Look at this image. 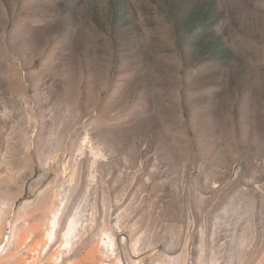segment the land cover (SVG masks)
I'll return each instance as SVG.
<instances>
[{"label": "rangeland", "instance_id": "obj_1", "mask_svg": "<svg viewBox=\"0 0 264 264\" xmlns=\"http://www.w3.org/2000/svg\"><path fill=\"white\" fill-rule=\"evenodd\" d=\"M12 230L0 264H264V0H0Z\"/></svg>", "mask_w": 264, "mask_h": 264}, {"label": "bare ground", "instance_id": "obj_2", "mask_svg": "<svg viewBox=\"0 0 264 264\" xmlns=\"http://www.w3.org/2000/svg\"><path fill=\"white\" fill-rule=\"evenodd\" d=\"M61 210H62V208H58V209L55 208V211H53V213L50 215L49 223H47L45 226H43V229L41 230V231H43L41 233V236H39L37 241L34 243V245H32L33 249H37L38 247H42V248L45 249V247L48 246L46 244H48L49 241H51L52 239L53 240L57 239L58 233H59L58 230L61 227V223H62V215H63V213L62 214L60 213ZM77 216H78V214H74V215L69 216V219H68V221H67V223L65 225V228L60 233V236H61V247L62 248H65V247L66 248H70V247H72L74 242L76 241V238L79 235V221L77 220ZM39 224H40V222H38V225ZM38 230H40V229L38 228ZM32 232H33V229L31 230V233ZM111 234L112 235L109 236L108 233H105V235H107V237L111 239V242L113 243V248H116L115 243H114V239L112 237L113 233H111ZM18 236L16 235L14 230H12L10 235H8V236L4 235V239L0 242V258H2L6 254V252L8 251L9 247H11L12 244H17L19 241L24 240V238L27 239L26 238L27 237V233L24 234V235L22 234V236L20 235L21 237L20 236L18 237ZM103 242L105 243V240ZM25 244H26V241H25ZM126 249L129 252L128 254L131 257L132 263L133 264H139L141 262L140 259H139V255L136 252H134V250L130 251L131 248L128 247V246H126ZM35 252H36V250H35ZM97 255H98L97 248L92 246L91 248L88 249L86 257L90 258L91 260H96L97 259ZM26 256H27V254H26ZM30 257H32V256H30ZM58 257L59 256H53V258H51V257L50 258L55 261L56 259L57 260L59 259ZM18 258L16 257V259L19 261L20 259H18ZM34 258H35V256H34ZM34 258H32V263L31 264H34V262H35V264L38 263L37 259L39 260L40 257H38L36 259H34ZM21 260H22V258H21ZM40 260L42 262H44L43 264H48V263H46L47 260H43V259H40ZM84 260H85V258H84ZM19 263H22V262L20 261ZM19 263L16 262V264H19ZM53 263H55V262H53ZM118 263H120V258L118 259Z\"/></svg>", "mask_w": 264, "mask_h": 264}]
</instances>
